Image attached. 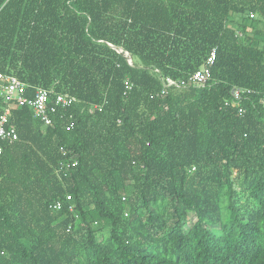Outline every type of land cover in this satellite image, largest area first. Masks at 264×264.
I'll use <instances>...</instances> for the list:
<instances>
[{"label": "trees", "instance_id": "obj_1", "mask_svg": "<svg viewBox=\"0 0 264 264\" xmlns=\"http://www.w3.org/2000/svg\"><path fill=\"white\" fill-rule=\"evenodd\" d=\"M260 22L264 0H0V71L78 99L51 127L12 110L0 264H264ZM214 50L207 86L161 95Z\"/></svg>", "mask_w": 264, "mask_h": 264}, {"label": "built area", "instance_id": "obj_2", "mask_svg": "<svg viewBox=\"0 0 264 264\" xmlns=\"http://www.w3.org/2000/svg\"><path fill=\"white\" fill-rule=\"evenodd\" d=\"M215 60L216 50L207 58L205 64L188 79H163L161 95H165L169 89H182L189 86L203 88L207 86L211 80ZM129 63L132 64V61L129 60ZM0 84V100L4 103L3 109L0 110V156L3 154L6 145L13 144L19 139L18 130L11 122L13 109L28 107L34 118L39 120L44 127H51L54 125L53 118L59 109H66L78 102V99L70 94L59 93L54 95L53 89L37 88L32 95H29L28 84L14 75H8L1 71ZM232 94L234 96L233 104L237 105L238 101L241 100L242 90L234 89ZM75 165L76 163H73L72 167ZM70 199L71 197L68 196V200ZM60 206L61 203H58L56 207L59 208Z\"/></svg>", "mask_w": 264, "mask_h": 264}, {"label": "rangeland", "instance_id": "obj_3", "mask_svg": "<svg viewBox=\"0 0 264 264\" xmlns=\"http://www.w3.org/2000/svg\"><path fill=\"white\" fill-rule=\"evenodd\" d=\"M236 21L237 22H241L242 21V19L240 18V17H237V19H236ZM255 25L258 27V28H262V29H264V23H255ZM235 26H236V24H235ZM98 238H102V235H98Z\"/></svg>", "mask_w": 264, "mask_h": 264}]
</instances>
